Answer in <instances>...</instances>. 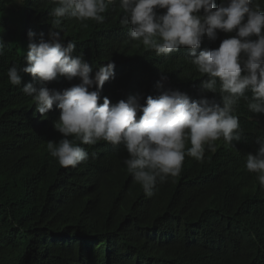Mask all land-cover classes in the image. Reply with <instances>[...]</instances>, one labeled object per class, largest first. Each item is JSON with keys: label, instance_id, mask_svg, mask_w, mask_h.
<instances>
[{"label": "trees", "instance_id": "obj_1", "mask_svg": "<svg viewBox=\"0 0 264 264\" xmlns=\"http://www.w3.org/2000/svg\"><path fill=\"white\" fill-rule=\"evenodd\" d=\"M254 4L264 11V0ZM55 6V0H0V13L7 12L0 18V264H264V188L245 166L255 145L247 100L235 110L241 140L215 141L217 150L206 148L203 161L185 156L180 173L158 181L151 197L127 171L123 144L77 142L88 158L76 167H62L49 154L48 141L62 138L53 127L59 109L42 117L22 90L31 74L12 85L7 70L24 66L29 43L41 33L48 39ZM102 15L103 23L88 20L86 28L66 17L59 30L94 72L115 63L114 78L103 86L111 103L139 95L143 104L165 92V80L155 79L162 75L166 87L202 93L207 76L189 53L159 56L131 41L118 0ZM29 30L36 33L31 41ZM204 40L200 51L208 49ZM79 82L58 74L47 86L60 91Z\"/></svg>", "mask_w": 264, "mask_h": 264}, {"label": "clouds", "instance_id": "obj_2", "mask_svg": "<svg viewBox=\"0 0 264 264\" xmlns=\"http://www.w3.org/2000/svg\"><path fill=\"white\" fill-rule=\"evenodd\" d=\"M116 2L55 0L48 39L41 33L38 42L29 43L24 66L14 64L7 70L12 85H21L22 73L31 74L33 82L22 90L33 98L42 117L54 105L59 109L53 127L62 138L48 141L49 154L62 167H76L88 158L77 142L123 144L129 154L124 161L127 171L151 197L158 181L165 183L180 173L185 156L203 161L206 148L217 150L215 141L223 138L232 145L241 140L235 110L244 99L252 112L255 141L245 166L264 188V11L254 0H118L123 12L120 23L130 28L131 41L159 56L189 53L191 63L207 79L201 76L202 93H192L166 87L168 80L162 75L155 79L165 80V92L147 96L143 104L139 95L113 104L103 86L114 78L115 63L110 60L94 72L82 53L73 55L76 44L71 40L65 44L59 29L66 17L85 28L88 20L103 23L102 14ZM27 35L31 41L36 33L29 30ZM204 38L208 49L200 51ZM4 48L0 39V55ZM58 74L80 82L60 91L50 89L47 82ZM35 82L41 86L35 87ZM217 91L220 99L215 97Z\"/></svg>", "mask_w": 264, "mask_h": 264}, {"label": "rangeland", "instance_id": "obj_3", "mask_svg": "<svg viewBox=\"0 0 264 264\" xmlns=\"http://www.w3.org/2000/svg\"><path fill=\"white\" fill-rule=\"evenodd\" d=\"M14 10H17L16 7H13V8H12L11 14L16 15L15 13H13ZM6 14H7L6 11L1 12V13H0V18H1V16L6 15ZM18 14H19V12H18ZM17 24H18V28H19V31H20V22L17 23ZM0 39H2L1 35H0Z\"/></svg>", "mask_w": 264, "mask_h": 264}]
</instances>
